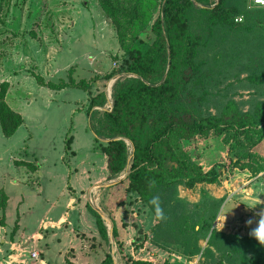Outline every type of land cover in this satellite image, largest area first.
Listing matches in <instances>:
<instances>
[{"label": "rangeland", "instance_id": "374dc122", "mask_svg": "<svg viewBox=\"0 0 264 264\" xmlns=\"http://www.w3.org/2000/svg\"><path fill=\"white\" fill-rule=\"evenodd\" d=\"M121 1L128 8L126 18L131 17V13L134 16L132 23L124 24L125 43L136 32L151 41L150 29L159 13L160 0ZM144 23L145 27L141 29ZM229 41L228 37L225 38L223 43L210 51L219 55H216L215 62L211 61L208 70L204 69L205 74L193 87L198 95L203 96L204 109L212 113H218L229 99L236 101L243 110L251 108L256 100H264V81L249 78L253 71L264 69V45L254 41L246 43V49L230 48ZM123 59L124 50L118 41L116 27L103 12L98 0H0V85L8 83L6 100L24 118L23 124L10 137L3 135L0 126V186L5 187L10 196L6 214L8 227L5 216L0 212V225L5 226V229L2 228L3 238L13 241L20 223L27 234L37 229L38 221L45 213L46 199L50 202L58 199L57 208L62 210L68 199L67 182L80 184V180L86 185L88 177H91L89 182L96 178L100 179L95 181L97 184H104L101 213L109 230V244L100 237L97 241L92 237L94 229L84 224L82 229L87 233L81 236L83 243L77 257L80 264H97L106 250L114 254V264H127V258L145 256L148 250L155 252L154 256L160 262L168 260L166 256L173 257L172 253L180 255L174 264H217L220 259L229 261V254L212 246L206 254H201V250L207 247V237L200 238L201 249L197 254H187L190 237L186 239V236H192L194 230L185 227L182 215L190 224L198 221L201 209L197 204L202 201V193L206 192L211 197L223 198L211 221L212 227L240 238L252 237L250 230L256 226L260 213L264 211V135L251 149L257 163L241 156L236 167L231 162L238 155V150H230L234 139L231 140L225 133L217 135L211 132L207 136L195 135L189 139L174 138L173 147L178 157L205 170L218 162L224 163L227 168L214 183H196L188 187L178 182L156 192L164 213L163 218L157 217L155 206L150 203L152 198L146 203L137 193H126L129 165L113 180H106V156L100 147L107 140L97 139L90 128V123L97 126L99 118H102L101 110L108 109L110 105L107 89L115 76L106 78V75L115 71ZM70 76L76 82L85 80L91 85L90 89L73 86L54 89L46 85V82H69ZM38 77H42L45 84ZM101 92L107 101L103 107H94L98 112L90 119L87 113L90 98ZM69 136L73 139L70 149H66ZM22 160L40 166L43 163L44 170L33 177L30 175L32 170L27 166L18 168L21 164L16 162ZM244 162L248 163L246 167ZM258 165L263 169L255 170ZM74 167H78L79 172L76 177L69 178L68 169ZM90 167H93L94 174L88 175ZM257 200L260 203L256 204ZM119 204L127 205L129 212H139L144 206L157 218V223L147 228L140 223L141 230L135 228L138 222L134 219L133 223H126L129 228L125 238L132 239L131 244L125 247L124 242L122 245L111 233V212ZM248 219L252 220L251 224L245 223ZM65 225H61V230H65ZM76 229L74 232L69 230V235L44 231V239L37 242L39 259L36 261L45 259L47 264H67L66 258H75L67 243L80 230ZM144 229L148 233H144ZM146 239L160 245L166 252L160 255L150 247L140 250ZM21 244L24 246V243ZM256 245L258 248L263 246L260 243ZM244 246L245 250L249 248V245ZM3 247L0 258L2 252L10 251L7 245ZM246 255L251 258L252 264H264L262 251L256 253L251 250ZM235 258L240 257L237 255ZM0 264L10 263L2 259ZM237 264H242V261L237 260Z\"/></svg>", "mask_w": 264, "mask_h": 264}, {"label": "trees", "instance_id": "16d2710c", "mask_svg": "<svg viewBox=\"0 0 264 264\" xmlns=\"http://www.w3.org/2000/svg\"><path fill=\"white\" fill-rule=\"evenodd\" d=\"M98 3L115 25L118 41L124 50L120 66L106 75V78H111L122 74L112 85V107L101 110L102 118H99L97 126L90 123L96 138L107 140L100 150L106 156L108 178L119 175L129 165L126 193L135 192L146 203L156 192L178 182L188 187L196 183H214L225 173L227 167L224 163H215L205 170L178 157L173 147L174 138L189 139L195 135L207 136L211 132L217 135L225 133L234 139L230 150H238V155L231 162L232 166H238L241 156L257 163L251 149L264 135V100H256L251 108L243 110L236 101L229 99L218 113H212L204 109V98L193 87L205 74L204 69L208 70L211 61L215 62L216 55H219L210 51L225 38H229L230 48L246 49V43L254 41L264 45V6L253 5L249 0H160L159 13L150 29L151 41L136 32L125 43L124 24L133 22V14L126 18L128 8L121 0H98ZM249 78L264 81V69L253 71ZM38 79L45 84L42 77ZM46 85L54 89L91 87L83 79L76 82L72 76L69 82H46ZM7 88V82L1 83L0 126L3 135L10 137L24 118L7 102ZM106 101L103 92L90 98L87 107L90 119L98 112L94 107H103ZM71 141L69 136L66 149H70ZM16 164L36 169L29 161H17ZM247 165V162L243 163V166ZM262 169L260 165L255 168L257 171ZM7 199L5 191L0 189L3 217ZM222 202L223 198H214L203 192L202 201L197 204L201 209L199 220L190 224L182 215L185 227L194 230L192 236H186V239L190 237L187 254H197L201 249L200 238L207 237V247L201 250L202 255L212 246L230 256L229 261L220 259L217 264H237V260L242 264H252L246 254L251 250L264 253V245L258 248L256 244L259 242L255 238H240L212 227L211 221ZM86 204L95 217L101 238L109 244V230L101 212L89 202ZM111 233L117 237L114 222ZM244 245H249V248L245 250ZM237 255L239 259L235 258ZM66 262L77 264L69 258ZM126 263L155 264L132 257L127 258ZM99 264H114L110 250L105 252Z\"/></svg>", "mask_w": 264, "mask_h": 264}, {"label": "crops", "instance_id": "0c3cea01", "mask_svg": "<svg viewBox=\"0 0 264 264\" xmlns=\"http://www.w3.org/2000/svg\"><path fill=\"white\" fill-rule=\"evenodd\" d=\"M23 124V123H22ZM21 124V125H22ZM94 134V133H93ZM94 136H96L94 134ZM73 139V138H72ZM27 161V160H25ZM31 162V161H29ZM32 163V162H31ZM33 164V163H32ZM35 165V164H34ZM22 165H19L18 168H21ZM24 166V165H23ZM38 166V169H34L31 172V176L35 177L36 175L38 176V173L43 169L44 170V164L42 163L41 166L39 165H35ZM105 166H106V173H105V177L106 180H113V179H109V171L107 169V160L105 162ZM37 168V167H36ZM91 168L87 170V174L91 175L94 174V171L92 172ZM68 171L70 172L69 178H71V176H75L76 174H78V167H74L73 169H68ZM76 177V176H75ZM88 182L85 184H83L80 180V184L77 182L76 183H69L67 182L66 184V188H67V192H68V199L65 202L64 205V209L61 210V207H58V204H56V202H58V199H55L54 201L50 202L48 199H46L45 202V213L40 217L38 224H37V229L33 230L30 233H25L26 228H23L21 223L19 224L20 227L17 231V236L16 238H14L13 241L11 240H7L5 238H3V232H2V228L5 229V226L0 225V250L2 251V247L3 245H7L8 249L10 250L7 253L2 252L1 255L2 257L0 258V262L2 261V259L6 260L7 263L10 264H33L34 263H40V264H47V261L45 259H41L40 261H36L39 259H33L30 255V252L32 250H37V242H39V240L44 239V231L49 230L48 232L50 233H62L63 235H69V230L72 232H74L75 230H78L76 228H79L80 230L76 232L75 236L71 238V241H69V243H67L68 247H70V249H72V255H75V258L70 259L71 261L80 264L77 261V257L80 255V249L82 245V238L81 236L83 235V233H87L84 231L83 225H89L90 228L94 229L92 232V237H95L97 241H99V237L100 239L101 236L98 232L97 226L95 227V217L92 216V214L89 212L88 208H87V197H88V192L89 189L92 187L93 184H97V182L95 181H99L100 179H95V181L89 182V180H91V177H88ZM93 179V180H94ZM103 179V178H102ZM101 179V180H102ZM39 180V178H38ZM17 183V182H15ZM40 187V190H42V185H40V183L38 184ZM77 185V186H76ZM71 187V188H70ZM0 189L4 190L8 199H7V203H6V207L4 210V216H5V222H6V227L9 226V223L7 222V208H8V203L10 200V196L7 192V190L5 189V187H1ZM78 190L80 191V193L78 192ZM86 190V194L84 195V192ZM84 197V198H83ZM82 205H84V207H82ZM140 207V206H139ZM57 208V209H56ZM127 205H121L119 207H115L114 209H112V222H114L115 227L117 229V241H119L120 243L124 242V247L125 245L131 244V239L132 238H125L126 234H127V228H129V225H126V223H128L129 221L133 223V220L138 222L135 226V228H137V230H141L142 226L140 223H142V225H144L146 228L149 226H153L154 224L157 223V218L156 216L150 212L149 210H147V208H145L144 206L141 208V211L139 212H129ZM1 212V210H0ZM2 213V212H1ZM56 216V217H55ZM93 218H92V217ZM131 218V220L129 219ZM21 222V217L20 220ZM87 223V224H86ZM65 225V230H61V225ZM68 225V226H67ZM107 225V224H106ZM125 225L127 226L125 228ZM133 226V225H132ZM134 227V226H133ZM70 228V229H67ZM150 230V229H149ZM81 232V234H80ZM143 232H147L148 230H143ZM80 234V235H78ZM87 235V234H85ZM23 241V242H21ZM24 243V246L21 243ZM28 242V245H27ZM66 242L64 241L63 244H65ZM98 245L101 246L100 242H98ZM127 247V246H126ZM150 249H154V251H156L157 253H159L160 255L164 252H166L164 249H162L160 247V245H157L155 242L154 243H150L147 239L144 241V247H140V250H146V248ZM4 248V247H3ZM4 251V250H3ZM107 251V250H106ZM105 251V252H106ZM104 252V255H105ZM125 253V252H124ZM9 254V255H7ZM154 253H151L150 250L146 251L145 256H141V257H132L134 259H143V260H149L152 261L155 264H163L165 261L168 262V264H174L177 263L176 258H180V255L176 254V253H172L173 257H167L168 260H162L161 262L154 256ZM4 255V256H3ZM39 255V252H38ZM7 256V258H5ZM114 256V254H113ZM104 257H102L99 262L103 259ZM114 258V257H113ZM10 259V260H9ZM159 261V262H158ZM99 262L97 264H99ZM52 264V263H50Z\"/></svg>", "mask_w": 264, "mask_h": 264}, {"label": "built area", "instance_id": "2783aa9c", "mask_svg": "<svg viewBox=\"0 0 264 264\" xmlns=\"http://www.w3.org/2000/svg\"><path fill=\"white\" fill-rule=\"evenodd\" d=\"M249 2L253 5H258V6H264V0H249ZM238 20H240V18H238ZM130 75V74H128ZM122 74H117L114 78H112V83L110 85V83L108 84V89H107V97L110 100V105H108V109H111L112 107V103H111V89H112V85L113 83L117 80V78L121 77ZM102 186L104 187V184H93L92 187L89 189L88 192V202L97 210H99L100 212L102 211V207H101V191H102ZM102 214V213H101ZM103 218L104 215H102ZM30 255L33 259L38 258V252L36 250H32L30 252Z\"/></svg>", "mask_w": 264, "mask_h": 264}, {"label": "clouds", "instance_id": "9594fccd", "mask_svg": "<svg viewBox=\"0 0 264 264\" xmlns=\"http://www.w3.org/2000/svg\"><path fill=\"white\" fill-rule=\"evenodd\" d=\"M150 203H152L155 206V212H156L157 217L163 218L164 213L159 206V197L154 196L152 198V200L150 201ZM258 203H260L259 200L256 201V204H258ZM256 204H254V205H256ZM225 211L226 210H224L223 212H225ZM245 223L251 224L252 220L248 219ZM249 235L254 237L261 245H264V211H262L260 213V218L256 222V226L250 230Z\"/></svg>", "mask_w": 264, "mask_h": 264}]
</instances>
